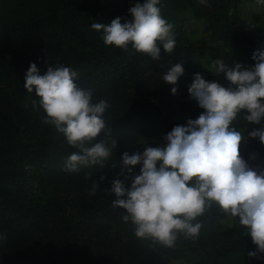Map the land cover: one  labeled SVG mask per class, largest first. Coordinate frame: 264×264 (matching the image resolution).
Returning a JSON list of instances; mask_svg holds the SVG:
<instances>
[{"label": "trees", "instance_id": "1", "mask_svg": "<svg viewBox=\"0 0 264 264\" xmlns=\"http://www.w3.org/2000/svg\"><path fill=\"white\" fill-rule=\"evenodd\" d=\"M241 1L208 0L201 5L197 0H170L175 10L187 7L203 22L202 32L211 42L221 43L236 62L251 65L252 53L264 49V30L239 18L235 8ZM136 2L0 0V233L6 234L0 242V264H264V253L257 254L260 259L248 256L256 246L242 228H221L229 216L215 205L197 218L202 227L196 237H181L167 248L137 238L130 223L121 220L124 210L113 207L115 194L105 191L113 179L127 176V187L139 174V164L131 166V173L122 165L124 152L143 151L125 140L126 130L160 125L170 131L203 111L187 89L193 74L202 76L204 70L194 62L180 28H173V51L166 53L161 46L157 60L130 46L126 51L105 46L101 33L90 28L116 17L122 23L130 20L128 9ZM164 2L157 7L168 21ZM55 61L77 70L74 82L91 88L94 102L104 99L109 105L103 115L117 145L100 168L64 170L66 158L77 149L45 124L46 114L33 107L39 97L23 87L30 62L43 74ZM176 63L184 71L171 85L161 78ZM234 124L241 132L251 131L241 118ZM240 154L252 167L258 159L264 162V146L256 138L242 143ZM93 180L101 184L89 195Z\"/></svg>", "mask_w": 264, "mask_h": 264}, {"label": "clouds", "instance_id": "2", "mask_svg": "<svg viewBox=\"0 0 264 264\" xmlns=\"http://www.w3.org/2000/svg\"><path fill=\"white\" fill-rule=\"evenodd\" d=\"M197 2L206 5L208 0ZM159 3L137 0L128 9L130 20L122 23V18L116 17L107 24L94 22L90 28L101 33L105 46L125 51L130 46L153 60L161 59V46L171 53L176 41L174 25L162 17ZM256 3L264 4V0ZM251 59V65L236 62L231 67L222 60L213 61L215 72L223 74L227 86L194 73L187 91L203 109L198 117L173 126L162 137L161 145H146L142 152L122 154L128 173L131 166L139 164V174L132 176L127 187V176L115 178L105 191L115 194L111 203L124 210L121 220L130 223L137 238L172 248L181 237H196L202 227L197 218L215 205L236 218L244 235L251 237L256 247L248 256L261 258L257 254L264 253V168L250 166L240 147L247 138H256L264 145V49L254 51ZM183 71L181 63H176L161 79L176 85ZM78 77L77 70L57 61L43 74L30 62L24 73L23 87L39 97L33 107L38 105L46 114L45 124L54 126L66 143L77 149L65 160L64 170L69 173L103 166L117 145L103 115L109 107L107 101L94 102L93 90L74 82ZM176 92L172 87L171 93ZM242 110L247 124L260 125L248 131L247 137L234 124ZM101 134L103 137L97 139ZM100 184L93 180L89 195L95 194ZM5 239L6 234L0 233V242Z\"/></svg>", "mask_w": 264, "mask_h": 264}, {"label": "rangeland", "instance_id": "3", "mask_svg": "<svg viewBox=\"0 0 264 264\" xmlns=\"http://www.w3.org/2000/svg\"><path fill=\"white\" fill-rule=\"evenodd\" d=\"M235 9L240 19L258 29L264 30V4H257L255 0H242ZM163 12L167 20L174 25V28H180L184 33L191 47L194 62L204 70L202 78L206 81H216L221 85L227 86L228 82L224 79L223 74L215 72L213 61L219 59L231 67L236 61L229 54L228 50L221 43L211 42L207 36L203 34V22L195 19L187 7L177 11L174 9L170 0H165ZM192 81L190 83H192ZM244 114L242 110L239 114L241 119ZM249 123L251 125V130L260 127L259 124ZM262 123H264V118H262ZM167 132L169 131L165 130L160 125H141L126 130L123 136L131 146L144 150L146 145L157 146L163 144L162 137ZM245 136L247 137V132H245ZM106 164H108V161L104 165ZM93 166L96 168L102 167L100 165ZM256 166L264 168V162L258 159L256 161ZM220 225L225 231L229 230L232 226L242 228L237 219L232 217L222 220Z\"/></svg>", "mask_w": 264, "mask_h": 264}]
</instances>
